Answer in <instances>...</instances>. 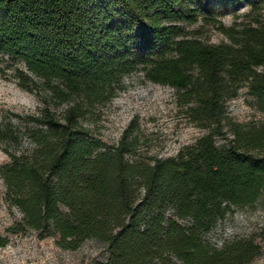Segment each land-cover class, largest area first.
Here are the masks:
<instances>
[{
    "label": "trees",
    "instance_id": "obj_1",
    "mask_svg": "<svg viewBox=\"0 0 264 264\" xmlns=\"http://www.w3.org/2000/svg\"><path fill=\"white\" fill-rule=\"evenodd\" d=\"M248 0H0V54L21 87L42 86L58 104L35 124V147L0 164L4 200L21 217L0 234L54 237L66 250L106 245L94 264H247L261 254L264 225L214 247L203 239L237 206L264 192V119H228L226 101L243 81L264 115V16L226 26L221 16ZM264 8L255 0L251 11ZM200 21L228 42L187 31ZM134 73L181 92L192 121L209 127L176 155L134 157L125 130L116 144L92 136L82 119L111 101ZM230 133L222 145L217 135ZM12 134L0 130V134Z\"/></svg>",
    "mask_w": 264,
    "mask_h": 264
},
{
    "label": "rangeland",
    "instance_id": "obj_2",
    "mask_svg": "<svg viewBox=\"0 0 264 264\" xmlns=\"http://www.w3.org/2000/svg\"><path fill=\"white\" fill-rule=\"evenodd\" d=\"M255 0L243 2L234 10L221 16L226 26L253 22L264 16V8L251 11ZM200 21L185 24L187 31L208 43L228 42L229 39L210 23L200 26ZM22 64L0 54V130L13 132L0 134V164L9 160L4 149L23 152L36 145L32 131L35 124L27 120L28 115L40 116L49 108L61 115L66 104H58L42 86L25 89L15 76L14 68ZM264 73V67H259ZM123 88L104 105L93 107L82 119L83 125L92 136L108 145L116 144L122 133L128 129L129 138L134 140V157L146 160L152 157H168L178 153L185 146L209 132L210 128L192 121L189 105L181 92L169 85L146 80L141 73L123 78ZM226 115L229 120L249 126L259 124L264 115L250 94L247 81H243L234 97L226 101ZM224 135L215 137L222 145L231 135L224 129ZM5 184L0 176V234L20 219L18 209H9L4 200ZM264 225V192L252 205L237 206L229 210L225 218L218 220L203 235V239L214 247H221L225 241L248 237ZM261 254L247 264H264V242L260 241ZM108 256L106 245L98 240H86L76 250H66L55 244L54 237L39 239L29 231L23 236L12 235L5 246H0V264H94Z\"/></svg>",
    "mask_w": 264,
    "mask_h": 264
}]
</instances>
